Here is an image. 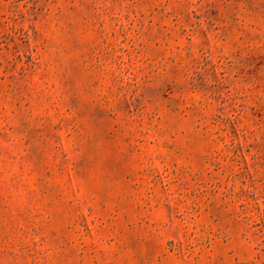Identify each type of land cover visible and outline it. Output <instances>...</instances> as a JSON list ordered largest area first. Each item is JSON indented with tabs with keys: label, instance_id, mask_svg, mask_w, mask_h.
Here are the masks:
<instances>
[{
	"label": "rangeland",
	"instance_id": "obj_1",
	"mask_svg": "<svg viewBox=\"0 0 264 264\" xmlns=\"http://www.w3.org/2000/svg\"><path fill=\"white\" fill-rule=\"evenodd\" d=\"M0 264H264V0H0Z\"/></svg>",
	"mask_w": 264,
	"mask_h": 264
}]
</instances>
